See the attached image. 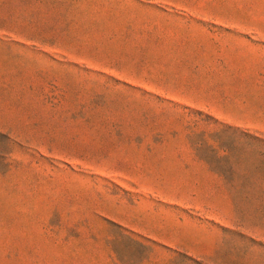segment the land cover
I'll use <instances>...</instances> for the list:
<instances>
[{"label": "rangeland", "instance_id": "374dc122", "mask_svg": "<svg viewBox=\"0 0 264 264\" xmlns=\"http://www.w3.org/2000/svg\"><path fill=\"white\" fill-rule=\"evenodd\" d=\"M0 264H264V0H0Z\"/></svg>", "mask_w": 264, "mask_h": 264}]
</instances>
